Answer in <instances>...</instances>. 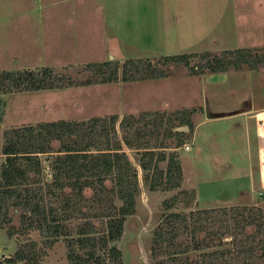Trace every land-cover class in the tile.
I'll list each match as a JSON object with an SVG mask.
<instances>
[{
	"label": "trees",
	"instance_id": "1",
	"mask_svg": "<svg viewBox=\"0 0 264 264\" xmlns=\"http://www.w3.org/2000/svg\"><path fill=\"white\" fill-rule=\"evenodd\" d=\"M189 57L198 60L192 63ZM163 60L184 63L189 74L197 76L264 68V53L247 48L164 55ZM86 65L95 72L86 84L116 81L119 68L122 81L166 76L140 58ZM72 85V79L46 66L0 72L2 94ZM192 111L58 120L5 130L0 151V229L5 228L9 237H23L6 264H40L46 249L59 238L65 241L69 264H121L115 242L126 218L135 213L140 195L137 168L150 190L180 186L182 168L175 150L162 151L184 143L186 133L177 128L193 130ZM173 135L174 146L162 142ZM123 145L134 152V162ZM40 153L52 155L51 177L45 182L38 177ZM163 161L164 169L159 166ZM259 198L264 200V191ZM16 212L18 225L12 218ZM31 231L40 233L41 246L29 237ZM150 252L155 264H264V212L248 206L168 212L153 230Z\"/></svg>",
	"mask_w": 264,
	"mask_h": 264
},
{
	"label": "rangeland",
	"instance_id": "2",
	"mask_svg": "<svg viewBox=\"0 0 264 264\" xmlns=\"http://www.w3.org/2000/svg\"><path fill=\"white\" fill-rule=\"evenodd\" d=\"M159 1L160 7L156 17L128 16L127 22H130L128 30L133 24L134 28L125 33V43L122 44L108 41L110 38L108 35L105 37L99 14L95 13L96 9L94 12L83 10L81 0L77 1V15L73 20L66 17L67 12L62 8L58 7L56 10L59 8L60 10L55 14V9L49 6L47 14L43 15V22L39 18L41 11L39 7L48 3L45 0H0V72L26 65H28L26 69L30 70L42 67L39 66L41 54L38 48L41 27L46 38L50 30L51 32L59 30L56 23L66 25L64 27L66 30L73 24L77 34L72 41L75 46H79L78 54L69 55L68 52L53 56L48 52L46 57V63L72 59L74 64H46V67H50L54 73L69 77L75 85L0 93V151L3 132L9 128L58 120L85 121L93 117L110 115H116L118 119L123 115L138 117L146 112L170 115L175 110L185 107L198 108L199 101L196 99L200 98V94L205 107L207 104L205 88L198 77L190 75L189 68L184 63L177 65L164 61L165 54L206 51L219 54L223 50L237 48L264 53V0H188L183 3L185 17L191 23L187 28L201 29V32L179 34L172 32L173 23L170 21H173L175 16L170 15V9L163 15L162 11L166 6L163 0ZM94 3L96 4L97 0ZM102 3L98 0V5L103 10ZM171 3L172 0H168L166 5ZM202 12H205L204 16ZM136 25H142V28ZM103 37L104 40L107 39V45H112L118 59L110 57V54H102ZM51 38H54L52 33L49 37L47 35L46 39ZM94 54L100 59L98 62L118 60L122 63L128 58H140L143 63L149 62L155 68L164 71L166 76L122 81L119 68V77L116 81L86 84L95 72L93 67H88L87 63L82 62L94 58ZM15 55L19 57V64L15 60ZM189 58L192 63L198 60L196 57ZM252 75L256 79L263 78L259 81L262 83L264 68L254 70ZM190 103L197 104L188 106ZM183 129L186 130V136L180 147L161 150L166 154L175 150L178 160H181L185 167L189 166V172H192L194 177L188 176L189 174L182 176L180 186L176 188L157 187L150 190L148 185L143 183L141 171L139 167L137 168L140 195L136 200L135 213L126 218L122 235L115 242L121 251V264H155L150 252L152 233L159 219L168 212L187 213L204 206L220 205L260 207L264 212V200L259 198L264 188L241 194L247 183L244 169L246 164L242 161L245 152L242 148L244 142L240 141L238 144L242 152L235 153L232 139L226 136L228 131L223 126L208 129L204 125L198 129L191 149L185 150L188 148H185L184 144L189 143L193 130L190 132L189 128L183 126L177 128L180 131ZM209 130L212 133H209ZM216 135L217 138H213ZM160 141L159 138L157 142ZM175 141L174 135L162 140L169 146H174ZM57 148L58 146L54 144L53 149ZM123 149L134 162V152L125 145ZM51 156L48 153H40L37 156L40 162L38 177L42 182L50 180ZM235 158L238 159L239 176L226 165ZM2 160L3 156L0 153V163ZM159 166L164 169L166 162H160ZM12 218L13 223L18 225V212ZM29 237L42 245L38 231H31ZM22 242V236L9 237L5 228L0 229L1 264H6L5 259L12 256ZM46 250L47 254L41 259L40 264H69L63 239H57L52 247Z\"/></svg>",
	"mask_w": 264,
	"mask_h": 264
},
{
	"label": "crops",
	"instance_id": "3",
	"mask_svg": "<svg viewBox=\"0 0 264 264\" xmlns=\"http://www.w3.org/2000/svg\"><path fill=\"white\" fill-rule=\"evenodd\" d=\"M45 1L48 3L41 5V8L39 7V10H41L39 18L42 22L44 21L43 15L47 14V7L49 6L55 9V14L59 12L60 8H62L67 12L66 17H70L72 20L77 15L78 0ZM81 1L83 10L87 9V12H94L96 9L97 12L95 11V13L99 14V18L102 22V30L105 33V37L108 35L110 38L108 39V41H117L122 44L125 43V33L134 28L133 24L128 30V23H130L129 21L127 22L128 16L141 15L140 17H156L158 15L160 7L159 0H100L103 2L102 10L98 5V0L96 4L94 3L96 0ZM187 1L188 0H172V3L170 5H166L168 0H163V4L166 6V8L162 11L163 15L167 11V9L171 10L170 15L175 16L173 21H170L173 23L171 24L173 26L172 32H175L177 34L201 32V29L187 28L191 26V23L185 17L186 10H184L183 3ZM58 7H60L59 10H56ZM202 14L204 16L205 12H202ZM55 25L59 27V30L54 32H51L50 30L47 33L48 37L50 36V33L54 35V38L51 39H46L47 35L46 38H44L43 27L40 28L38 48H40L41 58L39 66H46V64H74L72 59V61L66 60L56 61V63H46L48 52L50 54H53V56L55 54L63 55L68 52H70L69 55H73L75 53L78 54L77 52L79 51V46H75L72 41L74 35L77 34L76 29L72 26L73 24H71L67 30L64 29L66 25H63L62 23H56ZM136 26L142 28V25ZM106 38L104 40L103 37V46L101 48L102 54H110V57L117 58L118 55H116L114 49L112 48V45H107ZM93 56L95 57L82 63L100 61V59H97L98 57L96 54H94ZM14 57L17 64H19V57L16 55ZM27 67L28 65L21 67L19 66L14 70L26 69ZM252 72H254V70L241 69L233 72L211 73L199 76L194 75L198 77L205 88L207 104L204 107L201 98L202 95L200 94V98L196 99V101H199L198 108L196 106L189 108L193 109L191 115L193 133L189 139V143L184 144L188 146V149L184 148L185 150L191 149L192 141L196 139L200 126L205 125L208 129L213 126H223L228 131V134H226V136H230V138L232 139V145H234L235 149H233L235 153L242 152V148L245 151L243 152L242 161L244 162V164H246L244 169H246L245 175L247 178V183L245 185V189L241 190V194L248 193L253 189L264 188V81L262 83L259 82L263 78H254ZM201 92L202 91H200V93ZM195 104L197 103H190V105L188 106ZM185 131V129L182 130V132ZM209 133H212L211 130H209ZM213 138H217V135ZM240 141H242V143L244 142L241 149L238 148V144ZM179 162L180 165H182L181 160ZM226 165L228 168L232 169V172L234 174H238V172L240 171L237 158L227 162ZM181 168L182 176L188 174V176H193L191 174L192 172H189L188 165L186 167L182 165ZM237 176H239V174ZM197 199L198 201H200L199 197ZM221 206L224 205H220L218 207ZM207 207L208 206H204V208Z\"/></svg>",
	"mask_w": 264,
	"mask_h": 264
},
{
	"label": "built area",
	"instance_id": "4",
	"mask_svg": "<svg viewBox=\"0 0 264 264\" xmlns=\"http://www.w3.org/2000/svg\"><path fill=\"white\" fill-rule=\"evenodd\" d=\"M185 148H188V146H187V145H185Z\"/></svg>",
	"mask_w": 264,
	"mask_h": 264
}]
</instances>
